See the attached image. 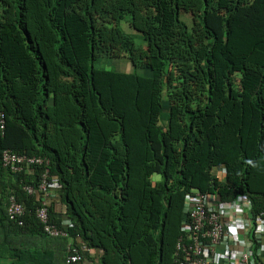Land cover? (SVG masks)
<instances>
[{
    "label": "trees",
    "instance_id": "trees-1",
    "mask_svg": "<svg viewBox=\"0 0 264 264\" xmlns=\"http://www.w3.org/2000/svg\"><path fill=\"white\" fill-rule=\"evenodd\" d=\"M0 113L9 264L68 263L34 213L44 167L5 150L50 161L51 220L100 264H175L188 194L264 211V0H0Z\"/></svg>",
    "mask_w": 264,
    "mask_h": 264
},
{
    "label": "built area",
    "instance_id": "built-area-1",
    "mask_svg": "<svg viewBox=\"0 0 264 264\" xmlns=\"http://www.w3.org/2000/svg\"><path fill=\"white\" fill-rule=\"evenodd\" d=\"M4 119L5 115L0 113L1 130L4 129ZM1 163L2 167L14 173L32 166L44 167L38 185L42 200L34 212L36 219L46 236L67 241L68 264L81 263L88 247L83 243H74L67 230L51 220L50 205L57 196L58 187L56 183L50 182V161L5 150L1 155ZM24 190L28 194L36 192L31 186H25ZM185 209L190 221L183 229L186 239L181 237L176 246L175 264H264L263 250L258 247L264 238V211L256 213L250 199L238 197L231 202L219 203L215 195L194 192L186 196ZM26 212L25 206L14 197L10 198V220L23 226ZM187 254H191L192 258L185 261Z\"/></svg>",
    "mask_w": 264,
    "mask_h": 264
},
{
    "label": "crops",
    "instance_id": "crops-1",
    "mask_svg": "<svg viewBox=\"0 0 264 264\" xmlns=\"http://www.w3.org/2000/svg\"><path fill=\"white\" fill-rule=\"evenodd\" d=\"M222 175H224V173H222ZM56 191L58 192V190ZM55 211L57 213L58 218H61L65 223L68 222L66 216V207L59 201V199L57 201ZM239 233H241V231ZM258 247H260L261 250H263L262 256L264 257V238L262 242L258 245ZM220 251L224 252L225 250H220ZM100 257H101V252H98L97 250H88L87 252H85V259L80 264H100L99 261ZM0 264H9V261L8 259L0 256Z\"/></svg>",
    "mask_w": 264,
    "mask_h": 264
},
{
    "label": "rangeland",
    "instance_id": "rangeland-1",
    "mask_svg": "<svg viewBox=\"0 0 264 264\" xmlns=\"http://www.w3.org/2000/svg\"><path fill=\"white\" fill-rule=\"evenodd\" d=\"M134 35L136 36L137 39H138V37H140V34H138V33H135ZM120 62H119L120 64L117 65V66H115L114 64H111V63H109V64L105 63V64H102V65L99 64L98 66L99 67H103L105 69H111V70H116L117 69V70L122 71V72L132 71V67H130L128 62L126 64H124L125 60H123V61L121 60ZM146 74H148V72ZM168 111H169L168 108H164L163 115H165V117H166Z\"/></svg>",
    "mask_w": 264,
    "mask_h": 264
},
{
    "label": "clouds",
    "instance_id": "clouds-1",
    "mask_svg": "<svg viewBox=\"0 0 264 264\" xmlns=\"http://www.w3.org/2000/svg\"><path fill=\"white\" fill-rule=\"evenodd\" d=\"M223 171H224V169L221 170L222 173H224ZM195 192H196V191H195ZM193 193H194V192H193ZM190 194H192V193H190ZM206 195H215V194H206ZM215 196H216V195H215ZM216 198H217V201H219V198H218L217 196H216ZM219 203H223V202H219ZM185 212L187 213L186 209H185ZM188 217H189V216H188ZM189 220H190V219H189ZM185 226H186V224H185ZM185 226H184V227H185ZM184 227H183V229H184ZM77 244H79V243H77ZM175 250H176V249H175ZM84 259H85V258H84ZM82 262H83V261H82ZM78 264H80V263H78Z\"/></svg>",
    "mask_w": 264,
    "mask_h": 264
}]
</instances>
